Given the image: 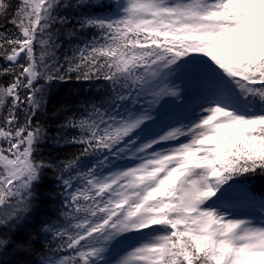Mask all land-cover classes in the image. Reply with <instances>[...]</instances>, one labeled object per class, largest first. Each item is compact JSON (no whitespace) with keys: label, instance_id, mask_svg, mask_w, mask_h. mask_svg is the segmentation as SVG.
<instances>
[{"label":"snow or ice","instance_id":"snow-or-ice-1","mask_svg":"<svg viewBox=\"0 0 264 264\" xmlns=\"http://www.w3.org/2000/svg\"><path fill=\"white\" fill-rule=\"evenodd\" d=\"M0 264H264V0H0Z\"/></svg>","mask_w":264,"mask_h":264},{"label":"trees","instance_id":"trees-1","mask_svg":"<svg viewBox=\"0 0 264 264\" xmlns=\"http://www.w3.org/2000/svg\"><path fill=\"white\" fill-rule=\"evenodd\" d=\"M81 87L79 84H76L75 82H68L66 85H60L56 90L54 95L56 97H60L63 96L65 93H67L68 89L70 88H79ZM84 88H87V85L83 86ZM84 95H86V93H83ZM51 107V105L49 106Z\"/></svg>","mask_w":264,"mask_h":264}]
</instances>
